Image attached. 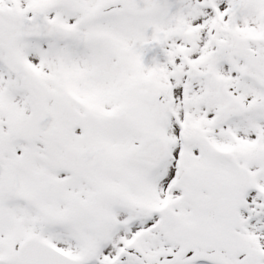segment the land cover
Listing matches in <instances>:
<instances>
[{
    "label": "snow or ice",
    "instance_id": "1",
    "mask_svg": "<svg viewBox=\"0 0 264 264\" xmlns=\"http://www.w3.org/2000/svg\"><path fill=\"white\" fill-rule=\"evenodd\" d=\"M0 264H264V0H0Z\"/></svg>",
    "mask_w": 264,
    "mask_h": 264
}]
</instances>
